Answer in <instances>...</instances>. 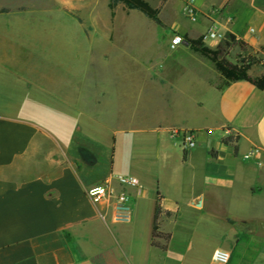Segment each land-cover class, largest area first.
<instances>
[{"label": "crops", "instance_id": "crops-1", "mask_svg": "<svg viewBox=\"0 0 264 264\" xmlns=\"http://www.w3.org/2000/svg\"><path fill=\"white\" fill-rule=\"evenodd\" d=\"M6 1L0 5V11L6 10L0 12V264H135L129 234L142 192L139 176L132 171L124 175L137 179L138 194L136 188L118 186L112 168L102 162L112 159L118 136L139 127L134 126L131 105L117 122L108 104L111 89L102 88V70L107 67L121 82L134 70L142 113L151 106L181 114L176 123L158 122L140 131L161 134L168 141L181 138L168 132L178 127L193 131L195 140L204 143V160L197 172L202 188L190 195L185 207L204 212L210 210L207 203L220 205L221 218L238 225L226 236L217 237L211 253L222 249L230 254L249 232L245 227H264V90L246 81L221 86L222 79L212 63L190 50L197 56L192 61H161L155 72L147 61H91L97 38L92 40L90 34H98L101 0H50L52 5L41 12L31 11L34 6L24 8L17 0ZM177 2L183 5L184 0ZM194 8V19L180 15L174 24L182 37L195 39L211 26L221 35L230 33L243 44L245 53L235 45L241 56L250 55L257 61L249 76L264 75V0H194ZM28 20L43 23L29 37V49L38 41L50 48H68L71 36L81 33L87 50L80 57L76 53L75 61H21L14 49L21 42L20 24ZM70 20L77 27L70 26ZM109 20L111 34L116 13L114 10L110 18L107 7L104 29ZM207 39L203 43L211 49L220 41ZM180 51L183 49L173 50ZM212 131L216 139L211 144ZM227 136L238 139L225 144L222 138ZM178 148L182 163H192L194 149ZM107 181L130 197L132 216L127 227L114 223L109 211L86 195L88 188ZM158 196V236L152 239ZM163 199L157 192L150 212L151 242L156 243L150 245L157 249L163 248L162 241L170 240L164 225L178 218L182 207L176 201L166 208ZM253 204L259 207L253 215L244 212L235 219L225 212L233 206L246 210ZM239 258L233 256L232 261ZM181 264L197 263L184 260ZM246 264H264V237Z\"/></svg>", "mask_w": 264, "mask_h": 264}, {"label": "rangeland", "instance_id": "rangeland-1", "mask_svg": "<svg viewBox=\"0 0 264 264\" xmlns=\"http://www.w3.org/2000/svg\"><path fill=\"white\" fill-rule=\"evenodd\" d=\"M17 1L24 8L34 6L35 9L30 10L38 12H41L44 7L52 5L50 0ZM145 1L158 9V18L163 27L152 23L140 12L128 11L123 8L122 4H118L115 8L114 30L108 34L111 21H108L107 28L104 29L102 18L107 6L106 0H101L100 19L96 25L98 34H90L92 40L97 38L92 49L91 61H143V63L147 61L149 67L152 66L155 72L161 66V61H192V58L197 57L189 51L186 45L175 48L183 49L180 52H173L175 49L169 47L171 37L174 34L181 35L174 26L175 22L180 15L187 18L183 14V5L177 0ZM6 3V0H0V5ZM72 10L74 13L76 12L75 9ZM2 21L0 20V25ZM28 21V23L20 24L23 28L20 34L21 42L14 49L20 55L21 61H60V59L75 61L76 53L80 54V57L87 50V43L86 41L82 42L81 33L78 35L75 33L74 38L71 36L68 48L56 46L50 48L44 42L38 41L35 43V48L29 49L27 43L29 37H33L34 32L38 31L43 23L39 20ZM70 26L77 27L71 20ZM25 29H27L26 32ZM210 40L212 39L208 38L207 42ZM239 57H241V51L237 46L232 47L226 55V59L232 62L238 61ZM109 69L107 67L102 70V77L105 81L102 88L111 89L108 95V104L118 118V123L121 121V117L127 115L130 105L134 114V126L139 127L140 130H145L147 126L158 122L167 125L179 121L181 114L172 115L165 110L159 109L158 111L157 108L151 106L145 107L142 113V98L138 91L140 84L134 70H130L125 75L124 81L121 82L118 80L119 76H111L114 74L109 73ZM110 79L112 80L110 81ZM139 129L126 136H118L112 159L102 162L106 168H112L113 176H124L130 173L129 171L135 172L139 176L142 192L137 198V216L133 225L130 226L129 234L131 240L129 250L133 262L135 264H181L185 260L187 263L214 264L210 259V254L213 247L217 245V237L226 236L233 229H238V225H234V221L231 219L225 221L221 218L223 210L220 209V205L207 203L205 206L210 210L204 212H195L185 207L190 195L202 188L197 172L204 160V143L195 140V146L192 148L195 152L192 163L184 164L181 159V150L178 148V146L182 147L181 138L166 141V138L161 134L157 135L148 130L143 132ZM215 139L216 134L212 131L209 143L212 144ZM157 192L164 197L162 201L164 207L171 208L176 201H179L182 206L179 211L180 216L175 220L170 217L169 220L172 221H168L164 225L171 234V238L161 242L162 249L152 248L150 245V212L153 210ZM258 209V204H253L246 210H240L233 206L225 212L230 217L237 219L244 212L256 214L259 212ZM124 225L127 227L130 224ZM245 228L249 232L244 233L238 245H234L230 251L231 264H246L255 252L261 238L264 237V227L247 226ZM187 246L189 249L185 251ZM233 256L241 258L234 263Z\"/></svg>", "mask_w": 264, "mask_h": 264}, {"label": "trees", "instance_id": "trees-1", "mask_svg": "<svg viewBox=\"0 0 264 264\" xmlns=\"http://www.w3.org/2000/svg\"><path fill=\"white\" fill-rule=\"evenodd\" d=\"M118 4H122L123 8L126 10H134L140 12L143 16L149 19L152 23L156 24L159 27H163L162 22L158 18V9L152 7L145 0H108L107 7L109 9L110 18L114 16L115 7ZM0 12H6V10H1ZM76 20L79 23H82L81 19L75 16ZM183 39L187 43V47L190 51L197 53L203 58L210 61L213 65L214 70L219 74L222 79L221 86H228L230 83L236 81H246L254 86L258 90H264V75L257 77H250L248 71L250 67L257 61L254 57L250 55H243L238 58V61L231 63L226 59L228 51L235 45H238L241 50L245 53L243 49V44L237 42L233 35L230 33H224L220 39L218 45L215 49H211L203 43V36H199L195 39H189L186 36H183ZM193 133V131H191ZM237 136H227L222 138V142L225 144L233 143L237 141ZM236 149V148H235ZM160 204L159 196L157 197L153 223H152V239L158 236L157 233V218L160 214ZM151 245H156L154 241L151 242Z\"/></svg>", "mask_w": 264, "mask_h": 264}, {"label": "built area", "instance_id": "built-area-1", "mask_svg": "<svg viewBox=\"0 0 264 264\" xmlns=\"http://www.w3.org/2000/svg\"><path fill=\"white\" fill-rule=\"evenodd\" d=\"M183 14L190 19H194V0H184ZM202 36L203 39H221L223 35L218 33L215 27L211 26ZM186 44L187 43L183 37L177 34H174L169 41V47L171 49H175L179 46H185ZM168 132L171 137H181L182 148L184 150H190L195 146L194 133L191 131L178 127H172ZM250 155L251 152L247 153L245 158H248ZM112 179L118 186L136 188L138 194L140 193V187L136 178L117 175L113 176ZM86 195L93 204L103 206L105 210L109 211L110 218L114 223L126 224L130 222L132 216L130 197L124 191H116L110 181L88 188L86 190ZM211 261L215 264H230V254L222 249H214L211 253Z\"/></svg>", "mask_w": 264, "mask_h": 264}]
</instances>
